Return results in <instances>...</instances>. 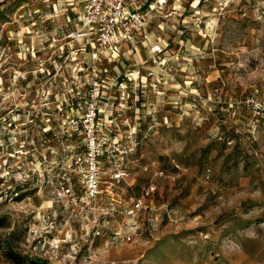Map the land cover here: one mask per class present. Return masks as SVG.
Listing matches in <instances>:
<instances>
[{"label": "rangeland", "instance_id": "rangeland-1", "mask_svg": "<svg viewBox=\"0 0 264 264\" xmlns=\"http://www.w3.org/2000/svg\"><path fill=\"white\" fill-rule=\"evenodd\" d=\"M82 9L0 0V264H264V0H167L101 62Z\"/></svg>", "mask_w": 264, "mask_h": 264}, {"label": "built area", "instance_id": "built-area-1", "mask_svg": "<svg viewBox=\"0 0 264 264\" xmlns=\"http://www.w3.org/2000/svg\"><path fill=\"white\" fill-rule=\"evenodd\" d=\"M167 0H156V4L149 5V11L144 12L142 6L136 0H83V9L80 13L83 25L94 35V59L101 62L102 57L116 60L121 57L125 47L131 46L136 49L138 45L146 41V29L149 23V12L162 10L166 7ZM148 41V39H147ZM149 42V41H148ZM150 54L157 56L164 53L162 40L149 44ZM101 71L94 65L93 75L98 78ZM101 86L98 79H94L90 89L89 103L84 116V125L90 136V148L95 151L98 143L95 140L98 115L101 112ZM93 170L90 181H87V195L93 196L99 192L101 181L97 180L98 172L96 162L93 159ZM178 167V165L176 166ZM156 175L166 177L164 170H158ZM152 183L145 194L149 195L156 189ZM143 199H138L136 206L139 208ZM130 240L131 238L128 237Z\"/></svg>", "mask_w": 264, "mask_h": 264}, {"label": "trees", "instance_id": "trees-1", "mask_svg": "<svg viewBox=\"0 0 264 264\" xmlns=\"http://www.w3.org/2000/svg\"><path fill=\"white\" fill-rule=\"evenodd\" d=\"M16 255L14 254V253H12L11 252V254H9V258L12 260V259H14V258H16L15 257ZM17 256H20V255H17ZM19 258V257H18ZM16 262H18L17 260H16Z\"/></svg>", "mask_w": 264, "mask_h": 264}]
</instances>
